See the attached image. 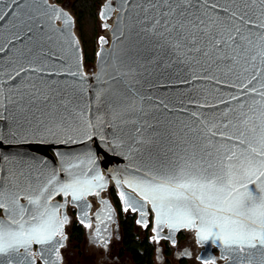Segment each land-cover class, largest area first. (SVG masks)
<instances>
[{"label":"water","instance_id":"water-1","mask_svg":"<svg viewBox=\"0 0 264 264\" xmlns=\"http://www.w3.org/2000/svg\"><path fill=\"white\" fill-rule=\"evenodd\" d=\"M116 7L92 84L48 0H0V264L28 241L52 257V198L81 207L100 155L172 235L196 223L234 264H264V0Z\"/></svg>","mask_w":264,"mask_h":264},{"label":"rangeland","instance_id":"rangeland-1","mask_svg":"<svg viewBox=\"0 0 264 264\" xmlns=\"http://www.w3.org/2000/svg\"><path fill=\"white\" fill-rule=\"evenodd\" d=\"M53 9L55 22L65 30L82 52V74L87 80L95 83L98 76V64L84 60L83 39L72 0H48ZM117 0H100L96 6V19L86 20L83 26L89 42L95 41L96 56L104 48L110 46L112 29L117 20L119 9ZM97 59V57H96ZM100 177L95 179L93 188L83 195V205L79 207L71 198V194L61 193L52 198L59 204L56 223V247L51 258L43 255L37 243L28 241L19 251L21 264H135L129 254L121 253L122 231L119 212L114 201L113 191L119 196L121 207L125 213L135 214L136 231L144 236L149 229V236L155 245L154 264H180L181 258H186L188 264H234L231 254L216 243H208L197 235V224L190 228L171 234V227L166 221L162 226L158 223L152 206L136 207L125 202L112 172L103 165L102 156ZM117 162V163H116ZM114 167L121 173L122 164L114 162ZM114 179V181H111ZM128 193L131 199H138L134 192ZM0 209V216H2ZM74 222H79L84 228V241L80 246L70 239ZM168 247H166V243ZM170 248V253L166 251ZM244 256V248L240 246ZM11 264H15L11 261ZM239 264H250L243 259Z\"/></svg>","mask_w":264,"mask_h":264},{"label":"trees","instance_id":"trees-1","mask_svg":"<svg viewBox=\"0 0 264 264\" xmlns=\"http://www.w3.org/2000/svg\"><path fill=\"white\" fill-rule=\"evenodd\" d=\"M64 1V0H59ZM100 0H72V6L77 17L79 29L83 39L84 60L93 63L96 60L95 41L89 42L87 33L85 31L83 22L90 18L96 19V6L99 5ZM114 201L116 203L118 212L120 214V226L122 231V241L120 252L129 254L135 264H154L155 245L149 236V229L145 231L144 236H140L136 231V216L132 213H125L121 207V202L117 193L112 189ZM70 239L76 242V246L84 241V228L79 222H74L70 232ZM166 247H168V243ZM166 251L170 253V248ZM180 264H188L186 258L180 259Z\"/></svg>","mask_w":264,"mask_h":264},{"label":"bare ground","instance_id":"bare-ground-1","mask_svg":"<svg viewBox=\"0 0 264 264\" xmlns=\"http://www.w3.org/2000/svg\"><path fill=\"white\" fill-rule=\"evenodd\" d=\"M119 162V161H118ZM117 163V162H116ZM111 181H114V179H112ZM126 190L132 191L134 192L137 196H139L140 198L142 197L141 195H139L135 190H133L132 188H129L127 186H124ZM148 205L151 206L150 201L148 200Z\"/></svg>","mask_w":264,"mask_h":264}]
</instances>
